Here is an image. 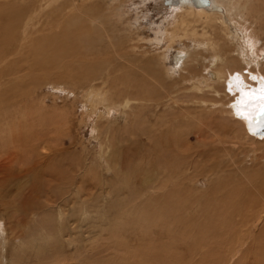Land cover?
I'll use <instances>...</instances> for the list:
<instances>
[{"label":"rangeland","instance_id":"obj_1","mask_svg":"<svg viewBox=\"0 0 264 264\" xmlns=\"http://www.w3.org/2000/svg\"><path fill=\"white\" fill-rule=\"evenodd\" d=\"M175 1L0 0V39L4 35L6 37L5 32L7 37L16 34L15 45L17 49L22 47L19 51L13 50L11 55L2 56L4 59L0 63V241H5L6 248L8 244L12 247L22 233L30 239V232H25L27 228L35 229L44 223L39 230L46 228L52 233L59 229L65 246L55 257L58 261L51 258L58 253L51 247L44 254L46 259L39 262L33 260L30 250L18 249L16 253L21 264H264V247H258V257L251 253V248L255 247L253 243L247 246L249 249L241 248L238 254L235 253L236 243L224 238L225 225L230 222L228 218L237 217L238 208L244 205L240 190L248 188L251 193L263 190L264 194V144L250 141L241 134L232 140L223 137L222 133L215 134L216 121L220 124L221 121L217 120L220 113L215 110L218 103H213V100L219 97L205 91V97L200 98L201 93L194 92L188 81L192 74L206 75L209 71H204L202 66L210 54L205 51L204 44L200 47L196 44L209 38L225 50L234 49L232 44L235 41L230 43L229 39L220 38L224 34L223 26L218 22L209 23L208 17L197 18L190 23L189 20L186 23L177 21L176 8L179 6ZM247 3H252V0H247ZM65 5L70 6L64 8ZM54 8L59 10L54 11ZM14 10L19 17L17 23H34L30 25V36L24 40L18 39L22 25L16 30L7 29L10 23L5 25L11 22ZM64 11L68 13L66 16ZM220 11L228 20L231 11H225L224 7ZM263 11L245 21L251 25L250 38L256 41V48L264 49V18L260 19ZM236 17L238 20L243 18L242 15ZM51 22L60 24L61 28H52ZM82 25L89 31L86 34L89 42L98 48L89 54L87 62L91 63L94 58L97 62L104 60L108 76L102 73L103 70L102 74L91 75L86 80L78 75L77 64L82 65L79 60L84 52L70 47L69 43H80ZM63 31L68 35L69 48L66 47L59 56V64L50 66L52 61H48L35 65L33 60L30 61L29 44L39 43L38 36L57 35ZM223 39L226 45L222 44ZM179 50L190 52L183 70L175 64V54ZM193 52H196V57ZM80 53L83 54L80 56ZM260 53L264 54V51ZM143 62L154 65L160 79L149 78L145 70L137 67ZM65 74L68 78L63 77ZM146 80L152 82L156 90L148 97L143 92L154 90L146 87ZM14 85L17 89L13 88ZM94 86L104 90L105 96L117 104L111 109L112 113H106L102 104L96 108L85 105L86 100H91L87 94ZM230 96L224 101L231 99ZM218 136L223 142L219 143ZM115 150L121 154V170L117 173L110 170L105 161ZM172 152L177 158L186 157L185 163L188 162L192 170L189 174L196 180L195 184L187 185L198 188L211 206V209L206 207L208 212L200 214L198 206L196 210L194 204L187 203L195 207L191 212L194 216L191 227L195 230L185 227L187 214L179 217L159 214V203L153 197L156 196V187L150 186L152 180L147 187L143 184L148 172L153 175L163 171ZM242 176H246L249 182ZM211 183L224 184L220 187L223 190L206 196L212 188ZM239 183L253 184V188L239 186ZM220 191L225 193L221 198ZM150 193L153 196H149ZM229 193L237 194L238 198L230 199ZM248 197H245L247 201ZM151 200H155L157 205ZM211 211L220 215L211 216ZM142 212L147 214V219L140 222ZM42 217L43 223L39 222ZM122 218L134 226L117 229L122 234L118 240L125 241L124 248L114 242L115 236L107 239L101 234L111 227L113 231ZM116 221L117 225L113 226ZM230 231L233 233L231 227ZM72 234L75 235V243L67 245ZM2 253L1 250V264ZM123 254L125 258H121ZM6 259L9 264L13 263V258H8V250Z\"/></svg>","mask_w":264,"mask_h":264},{"label":"bare ground","instance_id":"obj_2","mask_svg":"<svg viewBox=\"0 0 264 264\" xmlns=\"http://www.w3.org/2000/svg\"><path fill=\"white\" fill-rule=\"evenodd\" d=\"M237 1L238 0H208L207 3H205V4H203L204 0H177V1H175L177 6H179L178 8H176V10H177L176 15L178 17L177 21H179L181 23H186V21L189 20L188 23H190L193 20H196L197 18H201V17L207 18L208 17L209 23L218 22L223 26L222 30H223L224 34L222 36L220 35L221 36L220 38L225 37L226 39H229L230 43L232 40L235 41V43L233 42L234 44H232L234 46V49H225V50H222L221 45H219L216 41H213L209 38H206L203 41V43L201 42V43L196 44L197 47H200L202 44H204V46L206 48L205 51H207L210 54L209 59H207L208 60L207 63L205 62V60L208 57L204 58V60L202 59L203 62L206 63V64L203 63L202 69L204 71L206 69H208L209 71H208V74H206V75L205 74L201 75V73H197L196 75L192 74L191 78L188 79V81L190 82L189 83L190 88L194 92L199 91V93H201V94H199L200 98H204L206 92L215 93V95L219 97L217 99L214 98L213 103H218V107L215 108V110L220 113L219 117H217V120H220L221 124L219 121H216L217 127H214V130H213L214 133L215 132L218 134L222 133L223 137L230 139V140L238 138L239 136L242 135L246 139H249L250 141L257 142L259 144L260 143L264 144V130H263V128H264V54L260 53V52L264 51V49L263 48H256V46H257L256 41L255 40L252 41L253 38L252 39L250 38L251 33L249 32V30L251 29V25L247 21H245V20H250V17L252 15H259L261 10L263 11L264 0H252V3H250V4L247 3V0H244V1H246V3L243 0L241 3H238ZM18 2H21V0H18ZM43 3L44 2H42V5H43ZM45 3H46V1H45ZM208 4H209V6L206 7ZM69 6H67V7H69ZM23 7H25V6H23ZM65 7H66V5L64 6V8ZM73 7H75V6H73ZM80 7L83 8V6H80ZM222 7L225 8V11H228V12L231 11V14L228 15V20H226L225 16L221 14L220 10ZM226 7H228V8H226ZM40 8H38V9H40ZM62 8H63V6H62ZM55 9L56 8H54V11H55ZM59 9H60V7H59ZM69 9L70 8H68V10ZM34 10H36V9H34ZM66 11H67V9H66ZM69 11L72 12V10H69ZM78 11H79V9H78ZM81 12H82V10H81ZM11 13L13 14L11 22H8V23L6 22L5 25L7 26L10 23V25L7 26V29L10 27V29H12V30H14L15 28H18L22 25L21 26L22 30L20 32L21 35L19 36L18 39L21 38V40L22 39L24 40L25 38H27V36H30V31H31L30 25H34V23L33 22L29 23V21H28V23H17V18L19 19L18 13H16L15 10L12 11ZM59 13H62V12L60 11ZM64 13L66 16L67 12L64 11ZM19 15H20V13H19ZM46 15H48V13ZM236 15H242L243 18L238 20ZM61 16H63V15H61ZM73 16H75V15H73ZM50 17H52V16H50ZM72 18L75 19L74 17H72ZM263 18H264V13L260 16L261 20H263ZM241 20H243V21L240 22ZM67 21H68V19H67ZM22 22H24V21H22ZM52 23L53 22H51L52 28H56V27L58 29L61 28L60 24L54 25V23L53 24ZM55 23H57V22H55ZM251 24H252V22H251ZM76 25H77V22H76ZM69 27H70V25L68 26V29H69ZM82 27H83V25L81 26V28ZM19 29H21V28H19ZM19 29H17V30H19ZM9 31H11V30H9ZM68 32H70V31H68ZM88 32H89L88 30H85L84 28H82L80 31V35H81L80 36V38H81L80 43H75V42L69 43L70 47H75L77 49L79 48V50H83V52H84V56L81 57L79 62H81L82 65H84L85 67H87V69L84 70L82 65L77 64V65H79L77 67V68H79L77 70V73L79 76H83L82 79H85V80L88 79V77L91 75H98V74H102V73L106 74L108 76V73L106 72V68H105L106 62L104 60L103 61L100 60L97 62L96 60H94L95 59L94 58L91 60V63L87 62L89 54L93 51L98 50V48H96V45L94 43L89 42V38L86 36V34ZM5 34H6V37L4 35L0 39V52H2V55L0 56V63H2L3 59H4V57H2V56H5V55L8 56L9 54L11 55L13 53L12 52L13 50L19 51L22 48L21 47L20 49H17V45H15L16 44L15 42L17 41V38L14 37V36H17L15 33H14L15 35L13 34L14 35L13 37H12V34H11V36H8V37H7L6 32H5ZM64 34H65V31L61 32L60 34L58 33L57 35L50 34L48 36L47 35L46 36H38V38L40 39V40L38 39L39 43H37V41H36L35 42L36 44H34V45H31L27 42L29 44L28 45V52H30V55H31L30 61L33 60V62L36 63L35 65H37L39 63L41 64L42 62L47 63L48 61H52L49 64L50 66L55 64V63L59 64V62L57 60H58L59 56L63 53V50H66V47H68L67 42H69V39L67 38L68 35H64ZM199 38H201V37H199ZM91 40H92V38H91ZM84 43H85V45H84ZM222 44L226 45V41L224 40V42H222ZM18 45H21V43H18ZM232 51L234 54L233 53L229 54ZM77 52H78V50H77ZM82 54L80 53V56ZM193 54H194V57H196V55H197L196 52L195 53L193 52ZM175 55H176L175 64L179 65V70H183L182 67L186 63L187 59L190 57V52L179 50ZM95 57H97V54H95ZM161 58H162V56L160 57V59ZM163 59H165V57ZM98 60H99V58H98ZM149 61H151V60H149ZM149 64H146L145 62H143L142 65H139L137 67H139L141 70H145L147 72L145 74L149 78H151L153 80H155L156 78L160 79L159 78L160 75H157V74H159V73H157L158 71L157 72L155 71L156 67L154 65L150 66ZM154 64H156V63H154ZM157 64L160 65V62L158 61ZM33 65H31V66H33ZM42 66H44V65H41L39 67H42ZM144 67L146 69H144ZM34 68H36V66ZM44 68H46V67H43V69ZM80 68H82V69H80ZM173 68H174V66H173ZM101 71H102V73H100ZM73 73H76V70H74ZM149 74H152V76ZM63 77L68 78V75H66V76L63 75ZM69 77H71V76H69ZM22 78H23V76H22ZM151 83H150V81H147V80L144 83L147 88H149L150 90H154V91L145 90L143 92V94H145V96L147 95V97H148V94L151 96V94L156 92V90L151 85ZM13 88L17 89V86L14 85ZM90 90H91V92L88 93L87 95L89 98H91V100H86L85 105L87 107L91 106L92 108L93 107L96 108L99 104H102V107L107 110L106 113H109V114L112 113L111 109L113 107H115L117 104L114 103V101L112 99H108L105 96L106 92L104 90H101V89H99L100 90L99 91L98 88L95 86L90 88ZM142 91H143V89H142ZM157 92H159V91H157ZM220 92H222V93L220 94ZM229 95H231L230 97H232V98L224 101V98L229 97ZM0 96H2L1 92H0ZM212 96H214V95H212ZM134 98H136V97H134ZM144 98H146V97H144ZM2 101H3V99H2ZM125 103H127V101H125ZM200 103H204V101L203 102L200 101ZM102 114H103V112H102ZM217 139H218L219 143L223 142V140H220L219 136L217 137ZM123 149H124V147H123ZM119 153H120L119 150L118 151H116V150L111 151L110 156L107 157V159H105L109 169L115 170L116 173L121 170V168L119 166V164H120L119 158L121 157V154L119 155ZM178 158H177L176 154L172 152V154L169 155V159H168L169 161L166 163L167 166L163 169V171H161V173L159 172V173L153 174V175L148 172L146 174V177L144 179L143 184L146 185V187H147L148 185H150L149 181L152 180V182H151L152 184L150 186L157 188V189L155 188L156 196H153L151 193L149 196L152 195L154 198L156 197V201H158V203H159V207L157 206L159 214H162L164 216L169 215L168 217H173V216L179 217L182 214H187V215H189L188 216V224L185 227L189 229L191 227L193 219H194V218H192V217H194V216H192L193 214H191L192 210L194 211V209H195L194 206H196V210H198L197 206L199 207L200 214L208 212L206 207L208 209H211L210 208L211 206H209L208 205L209 203H207V201L205 200V198H204L205 195L201 194L200 193L201 191L199 192L197 190L198 188L195 189V188L189 187L187 185V183H189V185H190V183H192V185L195 184L196 180H195L193 175L190 176V174H189L190 172L192 173V170H191V166H188V162L185 163L186 157L184 158L183 156H181V158L180 157H178ZM109 160H110V162H109ZM236 163H238V162H236ZM111 164L113 166H111ZM197 168H198V166H197ZM262 168H264V167H262ZM157 169H158V167H157ZM160 170H162V169L160 168ZM236 170H238V168ZM157 171H159V170H156V172ZM242 171H244V170H242ZM259 172H260V170H259ZM240 173H241V171H240ZM245 173H246V171H245ZM257 173L255 175L259 176V174H257ZM193 174H194V172H193ZM184 175L187 178V180H185L186 178L184 177ZM263 175H262V177H263ZM222 179H224V178H222ZM242 179H246V176H242ZM219 180L220 179H217V181H219ZM246 180L248 183L249 182L248 179H246ZM250 183H252V182H250ZM211 185H212V188L208 190V193H206V196L209 195L210 193H212L214 195L216 193V191H218L220 189L223 190V188H220V187H222V185H224V184L213 185V183H211ZM241 185L244 186L246 184L241 183L239 186H241ZM254 185H256V184H254ZM247 187L253 188V184L251 186L249 185ZM233 188H236V187L234 186ZM258 188L260 189L259 186H258ZM262 188H264V186H262ZM238 191H239V189H237V192ZM258 191L259 190L255 191L256 193L255 192L251 193L250 189L242 188V192L240 190V194H242L244 196V198H242L244 205L241 204L243 207L240 206L239 208L237 206H234V207L239 209L238 216L234 217L233 219L228 218V217L225 218V219L228 218L230 220V222L227 223V225H225L226 226V235L224 236V238H227V240L234 241L236 243V247H235L236 252L235 253H238L239 250L241 252V248L245 249V247H247L248 245H252V243L255 247L251 248V253H254V255L257 254L258 252H260L258 247H260V246L264 247V194L262 193L263 190H262V192H258ZM144 193H145V191H144ZM217 194H219V192H217ZM223 194H225V193L220 191V197L219 198H221L223 196ZM240 194H239V197H240ZM227 195L230 199L233 198L234 196H235V198L237 197L236 196L237 194L232 195L231 193H229ZM247 196L250 197V199L248 201L246 200ZM213 198L215 199V197H213ZM213 198H208V199H212V201H214ZM216 198H218V197H216ZM146 199H147V197H146ZM150 199L151 198H149L148 200H150ZM203 199L205 201H203ZM224 199H225V197H224ZM153 201H155V200H153ZM227 201H229V200H227ZM227 201L225 200V202H227ZM218 202H219V200H218ZM233 202H234V200H233ZM144 203H146V202H144ZM187 203L194 204V206L192 207L191 205H188ZM200 204H202V207H200ZM146 205H147V203H146ZM146 205H145V207H147ZM153 205H155V204H152V206ZM156 205H157V202H156ZM217 205H219V203H217ZM233 205H235V204H233ZM130 208L132 209V207H130ZM145 211L147 212V210H145ZM211 212H212L211 213L212 215L210 214L211 216L216 217V216L220 215V213H218L219 215L214 214V212H216V211H214V212L211 211ZM234 212H236V211H234ZM203 216H205V215H203ZM124 219L125 218H122L121 221H118V225H117V221H116V223H113V226L117 225L113 231L111 230V228H112L111 227L110 230H107L105 233L101 232V234L107 236V239L112 238V236H115L114 242H117L118 244H120V248H124L123 246L125 244H123V243H125V241H122V240L119 241L118 240V239H120L122 234L119 233L117 231V229L121 226L134 227L133 223H130L131 225H128L127 222H124ZM126 219H127V217H126ZM139 219H140V222H141V219L146 220L147 214L144 215L142 212L139 216ZM222 219H224V218H222ZM43 220H44V218L42 217L39 220V222L42 221V223H43ZM39 222H38V224H40ZM200 223H201V221H200ZM43 224H40L39 227H36L35 229L29 227V230H28V228H27L25 230V232H27V231L30 232V234H31L30 239H26V235H22L23 234L22 233L17 238V240L12 244V247H11V244H8L7 245L8 247L6 248L5 243H4L5 241L4 242L0 241L1 250L3 252L2 253V264H9V261H7V259H6L7 250H8L9 260L13 258V263H11V264H21V261H19L18 255L16 253L18 249L30 250V252L34 256L33 260L36 262H39L41 260L44 261L46 259L45 253L47 251V248H49V247H51L52 250H55V251L57 250L58 253H55L53 251L55 253V254L53 253L54 254L53 256H52L51 252H50V255L49 254L48 255L50 257L52 256L51 257L52 259H55V257H58L60 255V253H59L60 249H62V247H65L64 244H62V241H63V239L61 238L62 234L59 236V233H58L59 229L58 230L54 229L55 231L52 233L50 232L51 234L49 233L48 230H46V228H44L45 230L42 229V231L39 230V229L43 228ZM110 226L111 225H109L108 227H110ZM230 227L233 229V233H231L232 230L230 231ZM192 229H189V230H192ZM198 229L200 230V227H198ZM193 230H195V229H193ZM62 231H64V230H62ZM114 232H117L119 234H116ZM231 234L235 238H233L231 236ZM72 235L68 238L67 245L70 242L75 243V240H76L74 238L75 235H73V236ZM90 237H91V235H90ZM92 243H93V241H92ZM28 245H32V246H28ZM112 246H114L113 243H112ZM247 248L249 249V247H247ZM119 250H121V249H119ZM13 251H14V253L12 255ZM40 255H44V256L39 257ZM11 256H12V258H11ZM257 257H258V254H257ZM121 258H125L124 254L121 255ZM212 258H214V257H212ZM55 260H54V262H55ZM57 261H58V259H57ZM0 264H1V261H0Z\"/></svg>","mask_w":264,"mask_h":264},{"label":"water","instance_id":"obj_3","mask_svg":"<svg viewBox=\"0 0 264 264\" xmlns=\"http://www.w3.org/2000/svg\"><path fill=\"white\" fill-rule=\"evenodd\" d=\"M207 1H208V0H204V3H203V2H202V3L205 4V3H207Z\"/></svg>","mask_w":264,"mask_h":264}]
</instances>
